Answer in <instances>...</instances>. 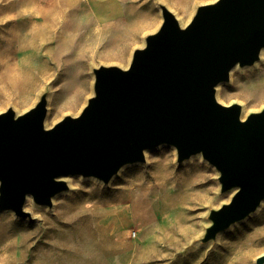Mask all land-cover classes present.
<instances>
[{"label": "rangeland", "instance_id": "obj_1", "mask_svg": "<svg viewBox=\"0 0 264 264\" xmlns=\"http://www.w3.org/2000/svg\"><path fill=\"white\" fill-rule=\"evenodd\" d=\"M158 1L179 20L212 0H59V9L57 0H46L45 55L19 77L0 67V111L23 112L47 91L46 125L77 114L92 92V68L127 65L159 25ZM58 10L61 35L54 41ZM216 98L238 102L244 115L264 108V58L231 71ZM216 176L199 154L178 163L168 144L146 150L144 162L123 166L107 184L67 175L68 190L51 207L28 197L30 218L0 211V264H255L264 254V205L215 240L198 242L209 209L229 197Z\"/></svg>", "mask_w": 264, "mask_h": 264}, {"label": "water", "instance_id": "obj_2", "mask_svg": "<svg viewBox=\"0 0 264 264\" xmlns=\"http://www.w3.org/2000/svg\"><path fill=\"white\" fill-rule=\"evenodd\" d=\"M161 22L132 50L127 65L92 68V92L75 114L45 124L48 92L23 112L0 111V211L18 217L28 197L52 206L65 177L107 184L145 151L168 144L178 163L193 155L217 171L229 197L209 209L200 243L255 212L264 200V108L242 117L216 87L234 66H252L264 48V0H212L185 24L159 2ZM264 264V254L255 258Z\"/></svg>", "mask_w": 264, "mask_h": 264}, {"label": "bare ground", "instance_id": "obj_3", "mask_svg": "<svg viewBox=\"0 0 264 264\" xmlns=\"http://www.w3.org/2000/svg\"><path fill=\"white\" fill-rule=\"evenodd\" d=\"M45 2L46 0H0V67H13L15 72L10 73L16 77L21 76L23 69L30 67L37 56L45 55V48L49 43ZM56 7L58 9L60 7L59 0ZM189 17L180 18V24H185ZM54 20L55 36L51 39L56 41L61 35L59 10L55 13ZM260 57L264 58V48L260 52ZM236 67L234 66L231 71ZM244 113L243 110L242 117L245 116ZM159 185L160 183H156L153 187ZM263 205L264 200L258 209Z\"/></svg>", "mask_w": 264, "mask_h": 264}]
</instances>
